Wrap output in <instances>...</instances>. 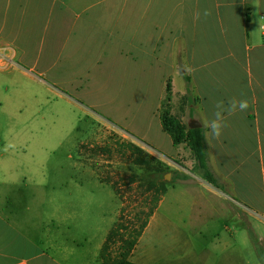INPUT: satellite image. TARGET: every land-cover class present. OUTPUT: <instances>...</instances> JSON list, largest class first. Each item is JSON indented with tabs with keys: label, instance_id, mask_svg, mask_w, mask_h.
Listing matches in <instances>:
<instances>
[{
	"label": "crops",
	"instance_id": "1",
	"mask_svg": "<svg viewBox=\"0 0 264 264\" xmlns=\"http://www.w3.org/2000/svg\"><path fill=\"white\" fill-rule=\"evenodd\" d=\"M1 59L58 101L109 125L125 144L159 151L173 179L181 178L174 161L182 148L162 130L160 103L167 81L173 100L188 79L196 101L182 123L202 129L217 187L185 170L187 178L166 189L138 240L152 233L150 264H212L204 254L211 244L198 242L199 230L240 222L239 210L264 222V0H0ZM232 98L246 99L247 111L228 116L220 139L208 143L205 120L216 101ZM194 181L196 200L183 189ZM37 194L34 205L19 208L3 206L0 197V264H89L73 240L51 242L52 232L47 250L34 240L43 214L44 193ZM185 229L197 241L185 239ZM136 248L129 261L142 264L132 261Z\"/></svg>",
	"mask_w": 264,
	"mask_h": 264
},
{
	"label": "rangeland",
	"instance_id": "2",
	"mask_svg": "<svg viewBox=\"0 0 264 264\" xmlns=\"http://www.w3.org/2000/svg\"><path fill=\"white\" fill-rule=\"evenodd\" d=\"M177 79L175 92L181 86ZM56 98L46 86L25 79L7 61L0 60L2 205L32 206L31 198L38 191L43 192V202L38 203L43 214H39V234L34 240L40 238L47 250L46 236L54 232L51 242L63 244L67 239L73 240L79 248L77 253L86 262L99 264V246L116 223L137 228L147 219L161 175L156 163L168 158L146 148L143 151L148 165H135V156L124 147L120 134L98 118L82 115ZM186 107H181V97H171V113L181 122H185ZM180 149L179 161L189 169L193 164L191 155L183 146ZM251 164L258 167L255 158ZM162 165L166 168L162 172L166 189L177 187L175 183L181 179H173L175 173L170 174V165ZM184 168L179 169L178 177L183 171L188 172ZM193 183L191 188L183 189L188 190L185 197L196 200V181ZM239 211L240 222H228L226 228L214 224L208 230H199L203 241L198 242L204 246L211 244L204 254L206 257L210 253L212 264H264V222H256L254 216ZM182 232L185 239L197 241L191 230ZM149 238L152 233L147 231L137 241L133 262L150 264ZM116 248L117 245L111 246L112 256ZM192 253H197L194 246ZM141 256L143 261L139 260ZM168 264L196 263L186 259Z\"/></svg>",
	"mask_w": 264,
	"mask_h": 264
},
{
	"label": "trees",
	"instance_id": "3",
	"mask_svg": "<svg viewBox=\"0 0 264 264\" xmlns=\"http://www.w3.org/2000/svg\"><path fill=\"white\" fill-rule=\"evenodd\" d=\"M185 81L187 84L184 90V95L181 97V107H188L193 105L196 101L195 98L191 97V93L188 88V79L185 78ZM171 96L172 91L170 81H167L160 103V124L162 130L170 137L174 147L177 148L179 146H183L189 151L193 164L189 169H187L183 167L179 160L174 161V163L181 168L187 169L188 172L199 176L209 185L217 187L216 181L208 169L207 148L204 142L202 129L187 128L186 125H184L175 115L171 113ZM124 147L132 156H135V165L139 167L148 165L147 161H145L144 157L146 155L144 154L143 150L134 146L133 144H125ZM150 160L156 161L152 158ZM162 164L163 163L161 162L156 163L157 169L161 175H159L157 178V196L154 197L153 206L147 213V219L140 223L137 228H127L123 224L116 223V225L107 234L106 239L100 249L99 259L101 264H134L129 261V256L136 246V243L142 235L145 227L147 226L148 219L154 213L161 196H163L166 192V183L162 181V172L165 171L166 168ZM186 178L187 176L182 175L180 179L185 180ZM151 187L152 186L150 185L149 188ZM112 245H117L115 254L113 256L109 252Z\"/></svg>",
	"mask_w": 264,
	"mask_h": 264
},
{
	"label": "clouds",
	"instance_id": "4",
	"mask_svg": "<svg viewBox=\"0 0 264 264\" xmlns=\"http://www.w3.org/2000/svg\"><path fill=\"white\" fill-rule=\"evenodd\" d=\"M209 13L205 12V16ZM199 19V14H197ZM249 107L246 99L232 98L227 104L223 100L216 101L214 111L211 119L205 120V127L208 129L206 133L207 142L211 143L213 140H219L223 129L227 127V117L236 114L237 112H246Z\"/></svg>",
	"mask_w": 264,
	"mask_h": 264
},
{
	"label": "water",
	"instance_id": "5",
	"mask_svg": "<svg viewBox=\"0 0 264 264\" xmlns=\"http://www.w3.org/2000/svg\"><path fill=\"white\" fill-rule=\"evenodd\" d=\"M199 128V125L198 124H196V123H194V124H192V125H189V129H198ZM169 175L168 174H166L165 175V178L166 177H168ZM166 179H168V178H166ZM168 181V180H167Z\"/></svg>",
	"mask_w": 264,
	"mask_h": 264
}]
</instances>
